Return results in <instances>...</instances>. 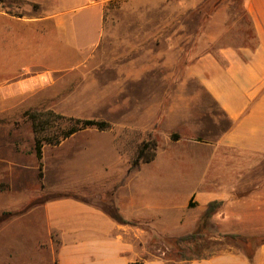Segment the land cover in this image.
Instances as JSON below:
<instances>
[{"label": "rangeland", "instance_id": "rangeland-1", "mask_svg": "<svg viewBox=\"0 0 264 264\" xmlns=\"http://www.w3.org/2000/svg\"><path fill=\"white\" fill-rule=\"evenodd\" d=\"M222 8L230 15L225 33L212 19ZM55 10L68 20L59 31L46 17ZM208 32L229 41L244 33L253 44L242 0H0V264H57V241L35 240L26 218L39 215L24 213L73 195L46 188L63 189L77 172H126L149 135L156 156L135 172H196L190 147L217 153L230 122L195 73L197 57L210 50ZM47 111L109 127L44 142L39 169L30 114ZM229 156L228 168L213 161L209 172H250ZM207 222L199 220L203 237L184 246L188 256L212 254L231 240ZM157 239L150 240L153 253L180 257L172 241Z\"/></svg>", "mask_w": 264, "mask_h": 264}, {"label": "crops", "instance_id": "crops-1", "mask_svg": "<svg viewBox=\"0 0 264 264\" xmlns=\"http://www.w3.org/2000/svg\"><path fill=\"white\" fill-rule=\"evenodd\" d=\"M242 6L253 44L244 33L229 41L208 32L210 50L196 60L195 73L230 122L216 142L217 153L197 155L190 147L196 172H132L125 180L126 172H77L63 189L46 188L73 193L41 201L24 213L39 215L26 218L35 240L57 241V264H264V172H256L264 162V0H242ZM64 13L46 16L57 31L68 22ZM94 16L101 26L102 10ZM229 17L222 8L212 19L222 22L225 33ZM230 154L250 172H209L213 161L222 171L228 168ZM212 200L221 205L208 226L231 239L222 249L189 260L152 252V237L171 241L194 231ZM116 208L133 224L114 220L109 211Z\"/></svg>", "mask_w": 264, "mask_h": 264}, {"label": "trees", "instance_id": "trees-1", "mask_svg": "<svg viewBox=\"0 0 264 264\" xmlns=\"http://www.w3.org/2000/svg\"><path fill=\"white\" fill-rule=\"evenodd\" d=\"M41 115V114H40ZM30 114L32 120V130L34 132V153L35 157L38 160L39 169H41V159H42V147L43 143H49L51 145H58L62 140L69 138L73 134L85 130L87 128H97L99 130H105L109 127V124L106 121L95 119V118H79L65 116L61 114H56L52 111H47L42 113V116ZM41 117V118H40ZM60 125L55 128L56 123ZM57 129V130H56ZM45 133V134H44ZM172 138L177 139L178 135H172ZM156 143L155 140L151 139V136L145 140H142L140 143L135 157L130 162L129 167L127 168L125 178L130 175L132 172H135L140 169L141 164L149 163L154 160ZM151 151V152H149ZM39 178H42L43 173H38ZM190 206H193V203H189ZM221 205V201L212 200L207 203L206 209L203 213L204 220H208ZM109 215L116 221L124 224H133V222L128 221L124 218L119 212L118 209L109 211ZM203 237V233L200 231L199 223L196 229L190 233L180 235L173 238L171 241L177 247L180 258L189 260V259H199L203 256L191 257L188 256L184 251V246L195 243L198 239ZM230 237H237L236 235H230ZM128 264H145L143 261H132Z\"/></svg>", "mask_w": 264, "mask_h": 264}]
</instances>
